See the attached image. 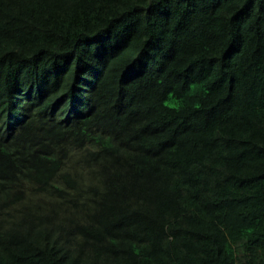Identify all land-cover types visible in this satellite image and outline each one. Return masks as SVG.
Wrapping results in <instances>:
<instances>
[{"label":"trees","instance_id":"1","mask_svg":"<svg viewBox=\"0 0 264 264\" xmlns=\"http://www.w3.org/2000/svg\"><path fill=\"white\" fill-rule=\"evenodd\" d=\"M0 264H264V0H0Z\"/></svg>","mask_w":264,"mask_h":264}]
</instances>
